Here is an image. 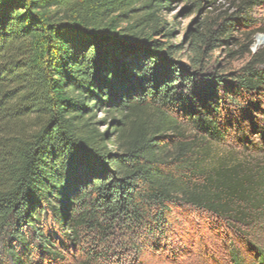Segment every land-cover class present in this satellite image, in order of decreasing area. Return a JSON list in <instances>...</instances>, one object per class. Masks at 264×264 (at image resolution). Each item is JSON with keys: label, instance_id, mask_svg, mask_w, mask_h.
I'll return each instance as SVG.
<instances>
[{"label": "trees", "instance_id": "trees-1", "mask_svg": "<svg viewBox=\"0 0 264 264\" xmlns=\"http://www.w3.org/2000/svg\"><path fill=\"white\" fill-rule=\"evenodd\" d=\"M178 1L217 0H0V264H118L191 214L264 233V175L231 148L264 48L234 73L204 64L236 29L264 35L247 18L264 0L206 15L188 44L165 17Z\"/></svg>", "mask_w": 264, "mask_h": 264}, {"label": "rangeland", "instance_id": "rangeland-1", "mask_svg": "<svg viewBox=\"0 0 264 264\" xmlns=\"http://www.w3.org/2000/svg\"><path fill=\"white\" fill-rule=\"evenodd\" d=\"M235 5L233 0H217L207 11L190 13L186 3L175 2L170 13L165 15L176 34L175 44H188L189 31L193 32L196 24L206 15L209 19L225 15L231 18L236 10ZM247 18L261 23L264 20V8H254ZM251 34L248 31L245 36L236 29L226 45L215 49L204 58V64L220 74L238 71L250 60L253 53L264 48V35ZM180 60L185 62V58ZM241 102L238 118L244 139L234 140L231 148L236 160L249 168L248 173L253 175L252 182H255L264 175V97L259 98L258 102L247 97ZM245 142L248 143L244 144ZM179 222L173 241L163 249L144 253L142 257L134 253H122L118 264H238L234 252L239 255V264L259 263L255 249L262 246L264 251V244L256 243L264 242L262 230L254 229L248 235L237 236L223 222L206 214H191L187 220L179 219Z\"/></svg>", "mask_w": 264, "mask_h": 264}]
</instances>
